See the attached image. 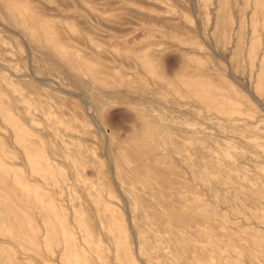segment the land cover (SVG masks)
<instances>
[{
    "label": "rangeland",
    "instance_id": "rangeland-1",
    "mask_svg": "<svg viewBox=\"0 0 264 264\" xmlns=\"http://www.w3.org/2000/svg\"><path fill=\"white\" fill-rule=\"evenodd\" d=\"M262 218L264 0H0V264H263Z\"/></svg>",
    "mask_w": 264,
    "mask_h": 264
},
{
    "label": "bare ground",
    "instance_id": "bare-ground-1",
    "mask_svg": "<svg viewBox=\"0 0 264 264\" xmlns=\"http://www.w3.org/2000/svg\"><path fill=\"white\" fill-rule=\"evenodd\" d=\"M3 1V0H2ZM32 1V0H31ZM36 1V0H35ZM60 1V0H59ZM82 1V0H81ZM7 2V1H6ZM8 3V2H7ZM35 3V2H34ZM195 3V2H194ZM13 4H14V2H13ZM37 4V3H36ZM42 4V3H41ZM65 4V3H64ZM193 4V3H192ZM15 5V4H14ZM43 5V4H42ZM158 6V5H157ZM45 7V6H44ZM47 7V6H46ZM73 7V6H72ZM53 9V8H52ZM14 13H16L15 11H14ZM24 15V14H23ZM10 16V15H9ZM42 17V16H41ZM61 17H62V15H61ZM64 17V16H63ZM72 17V16H71ZM12 18V17H11ZM37 18V17H36ZM14 19V18H13ZM42 19H44V18H42ZM160 19V18H159ZM19 20V19H18ZM2 24V23H1ZM58 24V23H57ZM200 25V24H199ZM3 28V27H2ZM1 28V29H2ZM200 28V27H199ZM201 29V28H200ZM12 30V29H11ZM181 30V29H180ZM14 31H15V29H14ZM41 31V30H40ZM15 32H17V31H15ZM14 32V33H15ZM21 33V32H20ZM62 34V33H61ZM23 37V36H22ZM25 41V40H24ZM207 44V43H206ZM26 46H28L27 44H26ZM25 46V47H26ZM11 47V46H10ZM27 48H29V47H27ZM30 52V51H29ZM17 54V53H16ZM222 55V54H221ZM225 55H226V53H225ZM14 56H15V54H14ZM75 58V57H74ZM170 62V61H169ZM30 64V63H29ZM100 65V64H99ZM36 67V66H35ZM116 67V66H115ZM142 67V66H141ZM6 68V67H5ZM11 68V67H10ZM9 68V69H10ZM102 68V67H101ZM104 68V67H103ZM15 69V68H14ZM106 69V68H105ZM3 71V70H2ZM13 71V70H12ZM13 73H15V72H13ZM12 73V74H13ZM21 73V72H20ZM19 73V74H20ZM25 73V72H24ZM33 73V72H32ZM103 73V72H102ZM124 73V72H123ZM29 74V73H28ZM33 75V74H32ZM32 75H30V76H32ZM116 75V74H115ZM20 76H21V74H20ZM29 76V75H28ZM35 76V75H34ZM122 76V75H121ZM120 77V76H119ZM118 77V78H119ZM21 78V77H20ZM37 78H39V77H37ZM36 78V79H37ZM48 78V77H47ZM2 79V78H1ZM72 79V78H71ZM91 79V78H90ZM125 79V78H124ZM242 79V78H241ZM37 80H40V79H37ZM42 80H44V79H42ZM41 80V81H42ZM243 86V85H242ZM60 87V86H59ZM62 87V86H61ZM30 89V88H29ZM31 89H33V88H31ZM56 89V88H55ZM62 89V88H61ZM124 89V88H123ZM193 89V88H192ZM200 89V88H199ZM2 90H4V89H2ZM187 90H188V88H187ZM44 91V90H43ZM67 91V90H66ZM124 91V90H123ZM132 91V90H131ZM176 91V90H175ZM35 92V91H34ZM51 92V91H50ZM84 92V91H83ZM129 92V91H128ZM17 93V92H16ZM68 93H70V92H68ZM75 93V92H74ZM251 93V92H250ZM72 94V93H71ZM80 94V93H79ZM82 94V93H81ZM131 94V93H130ZM74 95H76V94H74ZM84 96H85V94H83ZM34 96V95H33ZM209 96V95H208ZM35 97V96H34ZM80 97H81V95H80ZM135 97V96H134ZM23 98V97H22ZM6 99V98H5ZM256 99V98H255ZM121 100V99H120ZM86 101V100H85ZM25 102V101H24ZM5 103V102H4ZM69 103V102H68ZM89 104H91V103H89ZM48 106V105H47ZM93 107V106H92ZM177 107V106H176ZM38 108V107H37ZM36 108V109H37ZM227 110L229 111V108H227ZM24 111H25V109H24ZM44 111H45V109H44ZM46 111H47V109H46ZM93 111H94V109H93ZM186 111H187V109H186ZM52 112H50V114H51ZM78 113V112H77ZM87 114V113H86ZM46 115V114H45ZM164 115V114H163ZM162 115V116H163ZM88 116H92L93 118L95 117L93 114L92 115H88ZM91 117V118H92ZM79 118V117H78ZM172 118V117H171ZM32 120H34V119H32ZM92 120V119H91ZM96 120V119H95ZM170 121V120H169ZM174 121V120H173ZM84 121L82 120V123H83ZM94 122V121H93ZM101 122V121H100ZM254 122V121H253ZM75 124V123H74ZM94 124V123H93ZM96 124V123H95ZM98 124H99V122H98ZM246 124V123H245ZM79 125V124H78ZM95 126V125H94ZM18 127V126H17ZM79 127V126H78ZM102 127V126H101ZM100 127V129H102ZM132 127V126H131ZM184 127V126H183ZM124 129V128H123ZM169 129V128H168ZM103 130V129H102ZM183 130H184V128H183ZM105 132V131H104ZM105 134V133H104ZM93 135V134H92ZM83 136V135H82ZM50 137V136H49ZM91 137V136H90ZM173 137V136H172ZM73 138V137H72ZM106 138V137H105ZM74 139V138H73ZM92 139V138H91ZM36 140V139H35ZM59 140V139H58ZM105 141H107L106 139H105ZM77 144V143H76ZM102 145V144H101ZM105 145H106V143H105ZM105 147V146H104ZM106 148V147H105ZM70 149V148H69ZM105 150V149H104ZM77 151V150H76ZM101 152H103V151H101ZM5 153V152H4ZM105 153V152H104ZM177 154V153H176ZM180 155V154H179ZM186 155V154H185ZM106 158V157H105ZM107 159V158H106ZM168 159V158H167ZM166 159V160H167ZM170 159V158H169ZM191 159V158H190ZM109 160V159H108ZM182 160V159H181ZM168 161V160H167ZM175 161V160H174ZM193 160H191V162H192ZM43 162V161H42ZM159 162V161H158ZM201 162V161H200ZM108 163V162H107ZM110 164V163H109ZM87 165V164H86ZM109 166V165H108ZM110 167H111V165H110ZM109 167V168H110ZM201 167V166H200ZM147 168V167H146ZM111 169H112V167H111ZM110 169V170H111ZM149 169V168H148ZM181 169V168H180ZM106 171V170H105ZM114 171V170H113ZM112 171V172H113ZM153 171V170H152ZM111 172V171H110ZM119 172V171H118ZM167 172H168V170H167ZM78 173V172H77ZM90 173V172H89ZM106 173V172H105ZM163 173H166V171H164ZM162 173V179H163V182L164 183H166V184H170L171 183V181H170V179H168L167 178V176H165L164 177V174ZM119 174H120V172H119ZM111 175H113V173L111 174ZM107 176V175H106ZM120 176V175H119ZM44 177H45V175H44ZM127 177V176H126ZM114 179L115 178H113V181H114ZM127 179H128V177H127ZM116 180V179H115ZM130 180H132V179H130ZM112 181V182H113ZM95 183V182H94ZM114 183V182H113ZM116 183V182H115ZM132 183V182H131ZM260 183V182H259ZM49 184V183H48ZM114 186H117V185H114ZM119 186V185H118ZM104 187V186H103ZM56 188H58V187H56ZM55 188V189H56ZM87 188V187H86ZM86 188H84V190L86 189ZM115 189H117L116 187H115ZM90 190V189H89ZM92 190V189H91ZM96 190H98V189H96ZM99 191V190H98ZM225 191V190H224ZM118 192H119V189H118ZM117 192V193H118ZM191 192V191H190ZM39 193V192H38ZM41 193V192H40ZM94 193V192H93ZM119 194V193H118ZM123 194H124V196L122 197L120 194V196L119 197H121L122 199L124 198L125 200H123L126 204H127V202L126 201H129V202H132V198L128 195V193L126 192V191H124L123 190ZM183 194V193H182ZM41 195V194H40ZM51 195V194H50ZM91 197H93L92 195H90ZM115 197V196H114ZM89 198V197H88ZM247 198V197H246ZM44 199H46V198H44ZM67 199V198H66ZM54 200V199H53ZM56 200V199H55ZM179 201V200H178ZM56 202V201H55ZM91 202V201H90ZM116 202V201H115ZM82 203V202H81ZM89 203V202H88ZM116 203H118V202H116ZM75 204V203H74ZM152 204V203H151ZM92 205V204H91ZM128 205V204H127ZM64 206V205H63ZM128 206H130V205H128ZM145 206H147V204L145 205ZM54 207H55V209L56 210H58L57 209V203H55L54 204ZM59 207V206H58ZM142 207V206H141ZM140 207V208H141ZM126 208L128 209V207L126 206ZM148 208V207H147ZM153 208V207H152ZM127 209H126V211H127ZM87 210H88V208H87ZM125 210V209H124ZM152 210V209H151ZM85 212V211H84ZM154 212V211H153ZM123 213V212H122ZM125 213H127V212H125ZM42 213H40V215H41ZM128 214H130V213H127V215H125L126 217L128 216L129 218H130V216L128 215ZM44 215V214H43ZM90 215V214H89ZM119 215V214H118ZM131 215V214H130ZM157 215V214H156ZM172 215H173V217L174 218H176L177 219V221H179V222H182V221H184V220H182L183 219V217L184 216H188V218L190 217V219H194V216L190 213V214H187V213H180V212H175V213H172ZM47 216V215H46ZM90 216H92V215H90ZM25 217V216H24ZM101 217V216H100ZM127 217V218H128ZM149 217H151V216H149ZM126 218V219H127ZM129 218H128V220H129ZM132 218V217H131ZM160 218V217H159ZM43 219V218H42ZM164 219V218H163ZM44 220V219H43ZM48 220V219H47ZM42 220L40 219V222H41ZM51 221V220H50ZM74 221H75V219H74ZM130 221H131V219H130ZM137 221V220H136ZM151 221V220H150ZM52 222V221H51ZM64 222V221H63ZM94 222V221H93ZM101 222H103L104 223V221H103V219H101ZM139 222V221H138ZM97 223V222H96ZM87 225H88V223H86ZM131 224V223H130ZM165 224V222H164V220H160L159 221V223H158V226L160 227V226H162V225H164ZM129 225V224H128ZM133 225V224H132ZM132 225H130V226H132ZM90 226V225H89ZM95 226V225H94ZM260 226H262L261 228H263L264 229V219L262 218V220H261V222H260ZM92 227V226H91ZM108 227V226H107ZM183 227V226H182ZM105 228V227H104ZM77 229V228H76ZM90 229V228H89ZM96 229V228H95ZM129 229H130V227H129ZM134 235H135V238L137 239V241L138 242H140V244L142 245V248H149V245H148V240H146L145 238H144V236H143V230H142V227H141V225H139V223L137 224H134ZM132 229V230H133ZM162 229V228H161ZM4 230V229H3ZM131 230V229H130ZM169 230V229H168ZM90 232H92V234H95V231L94 230H92V229H90ZM131 232V231H130ZM42 233H43V231H42ZM101 233V232H100ZM172 233V232H171ZM133 234V233H132ZM150 234V233H149ZM257 234V232H256V230H255V228H253V231H252V236L254 237L255 235ZM97 235V234H96ZM132 236V235H131ZM151 236V235H150ZM124 237V236H123ZM68 238V237H67ZM80 238V237H79ZM78 238V239H79ZM91 238H93V237H91ZM133 238V237H132ZM154 238H155V241H161L162 240V237L160 236V235H156V234H154ZM134 240V239H133ZM7 242V241H6ZM5 242V243H6ZM76 242V241H75ZM167 242V241H166ZM165 242V243H166ZM73 243V242H72ZM93 243V242H92ZM94 243H96L95 241H94ZM168 243V242H167ZM102 244V243H101ZM92 245V244H91ZM137 245V244H136ZM168 245V244H167ZM253 245H254V247L253 248H255V242H253ZM245 246V245H244ZM262 246H263V248H264V243L262 244ZM60 247V246H59ZM76 247V246H75ZM3 248V247H2ZM6 248V247H5ZM137 248V247H136ZM55 249V248H54ZM6 250V249H5ZM47 254V253H46ZM10 255H12V254H10ZM255 255V253L254 252H252V256H254ZM53 256V255H52ZM59 256V255H58ZM135 256H136V254H135ZM152 256V255H151ZM150 256V257H151ZM84 257V256H83ZM4 258V257H3ZM43 259V258H42ZM55 259V258H54ZM73 259V258H72ZM153 259V256L151 257V258H149V260H147V261H144L143 263L144 264H151L152 263V260ZM21 260H23V259H21ZM261 262L264 264V253L262 254V257H261ZM2 262V261H1ZM182 262V261H181ZM142 263V262H141ZM142 263V264H143ZM252 264H256V262L254 261V258H252Z\"/></svg>",
    "mask_w": 264,
    "mask_h": 264
}]
</instances>
